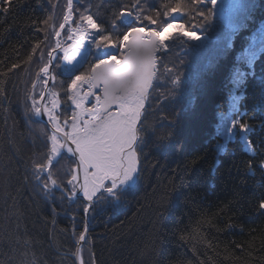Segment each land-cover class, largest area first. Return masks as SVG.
<instances>
[{"label":"trees","instance_id":"obj_1","mask_svg":"<svg viewBox=\"0 0 264 264\" xmlns=\"http://www.w3.org/2000/svg\"><path fill=\"white\" fill-rule=\"evenodd\" d=\"M213 1H80L114 40L133 27L162 32L176 22L213 37L178 38L159 56L139 125L135 184L121 189L119 203L95 204L85 228L83 199L61 201L59 190L46 198L33 177L50 133L25 92L42 64L57 0H0V264H77L81 233L85 264H264V54L255 62L243 56L264 24V0H239L227 24ZM56 76L69 115L62 65ZM240 92L253 154L239 133L224 150L219 145ZM64 160L52 170L67 186Z\"/></svg>","mask_w":264,"mask_h":264},{"label":"snow or ice","instance_id":"obj_2","mask_svg":"<svg viewBox=\"0 0 264 264\" xmlns=\"http://www.w3.org/2000/svg\"><path fill=\"white\" fill-rule=\"evenodd\" d=\"M68 8L65 22L71 19L72 0H68ZM179 8L178 4L173 11ZM82 19L86 20L87 27L70 29L68 40L73 43L65 47L57 41L55 48L47 53V63L40 68L46 85L49 79H55L50 72V65L58 59L56 51L63 53V70L70 79L66 89L67 100L73 106L70 115H65L61 123L60 115L56 113L60 101L55 92L49 93L50 107L37 102L34 96L31 99L34 114L47 116L52 128V134L48 136L50 148L33 161V177L46 198H51L59 190L62 194L61 201L68 199L75 202L81 198L82 193V198L87 201L83 207L86 228L88 214L93 206L109 197L113 202L119 203L121 186L138 172L137 154L133 147L136 122L152 79L154 54L170 38V30L183 29L184 25L169 23L162 32L133 27L128 34L123 35L122 40H114L112 36L103 34L92 16ZM147 19L155 23L151 17ZM64 26L61 24L60 28L63 29ZM76 32L80 35L74 36ZM56 35L59 36L60 33L57 32ZM183 35L197 38L194 32L185 31ZM86 36L89 39L86 40ZM93 47L106 51L96 52L95 62L91 63L89 57L93 55ZM43 58L41 54V60ZM85 63L89 65L88 70L77 74ZM55 66L60 67L59 64ZM40 96L43 100L45 90L41 91ZM90 97L94 98V102L91 106H86ZM114 105L118 111H112ZM239 127L242 131L247 130L244 123H239ZM62 153H68L78 161L76 169L67 170V174H70L67 186H62L52 170L53 162H58L57 157H61ZM260 208L264 209V203L260 204ZM79 240H86L83 233Z\"/></svg>","mask_w":264,"mask_h":264},{"label":"rangeland","instance_id":"obj_3","mask_svg":"<svg viewBox=\"0 0 264 264\" xmlns=\"http://www.w3.org/2000/svg\"><path fill=\"white\" fill-rule=\"evenodd\" d=\"M65 1H66V6L65 7H63L62 5L59 4V0H57V2H56V6H55L56 13H55L54 17L51 19V21L49 23L50 25L47 28L49 30V32H48V40H46V43H45L46 46H45V49H44V52H43V57L44 58L42 60V64L40 65V68L45 63H47V60H48L47 53L49 51H51L53 48H55L57 41H60L61 45L65 46V47L69 46V45H71L73 43V41L68 40V35H69V30L70 29L71 30H75V29H78V28H86L87 27L86 20L82 19V17L91 16L90 13L87 12V10L85 9L87 4L85 3L84 5H81L79 7L78 5H79L81 0H72L71 19L68 22H65L64 17L69 12L68 0H65ZM237 4H238L237 0H215L214 1L213 10H214V13L218 17H221L222 18L221 20L225 23V22H228V19H229V16H230V14H229L230 11H232V9L237 6ZM130 17H131L130 13H126V12L122 13V19H124L125 21H128V22L131 21L132 19ZM132 22H133V20L130 23L131 25H132ZM61 24L65 25L63 29L60 28ZM173 24L182 25L179 22H176V23H173ZM146 31H148V30L146 29ZM172 31L174 32V37L172 36L173 38H171L169 41L164 42V48L160 49L161 50L160 55L162 53H166L169 50L168 49L169 44L171 42L177 40L178 38H180V39L184 38V40H187V41L188 40H190V41L192 40V41H196L198 43L200 42V44H203L204 42L213 39V37H211V36L210 37L209 36L201 37V36H198L197 34H196L197 38H195V39L189 38V37L183 35V33L185 31L191 32L190 30H188L187 27H184L183 29L174 28V29H172ZM57 32L60 33L59 36L56 35ZM89 32H91V30H89ZM79 35H80L79 32H76L74 34V36H79ZM85 39L86 40L89 39V36H86ZM232 39H233V37H232ZM261 39L262 38H259V40H261ZM98 51H106V49H103V48L96 49L95 47L92 48V53H93L94 56H95L94 53H96ZM56 56L58 57V59L53 62V64H52L53 67L50 69V72L55 76V79L54 80L53 79H49V82L45 85L43 83V81L45 79V76H44L43 73L40 72V69H38L36 71L35 75L33 76V80L30 82L29 86L27 87V92H25V98L28 101L29 111H31V113L33 114V117H34L35 120L40 121L45 126L47 132H49L50 135L52 134V128H51L50 124L48 123L47 116H45V115L36 116L34 114V112H33V103H32V99L31 98L34 96L37 102H39L41 104H46V105H48L50 107L51 106L50 105L51 97H50L49 93L50 92H55L56 93V98L59 99V101H60V107L56 109V113L60 115L61 123L63 122V119H64V115H63V101H62V98L60 97V91H59L58 87H56V85L58 83V76H56V66H55V65L58 64V62H60V65H62V69H63V65H64V61L62 59L63 53L61 51H59V52L57 51ZM91 56L89 57V61L93 58ZM159 56H158V58H159ZM244 57H245V55H244ZM69 66L71 67V64ZM158 66H159V61H158ZM87 67H88V63H85L83 65V67L79 69V72L77 74H79L81 71L82 72L87 71L88 70ZM157 71H158V69H156V77H157V74H158ZM38 73H39V76H38ZM64 75L68 77V75L65 74V72H64ZM156 77L154 79V82H153L154 84L152 86V89H153V87L155 85ZM152 89H151V91H152ZM42 90H45V97H44L43 100H41V96H40V93H41ZM85 90H86V88H85ZM151 91H150V93H151ZM237 100H240V98H237ZM92 102H94V98L90 97L89 98V103L86 106H91ZM144 109H145V106L143 105L142 110H140V116H141V113L144 112ZM112 111H118V109L114 108V109H112ZM230 115H234V113L231 112ZM140 116L138 118V121L140 119ZM138 121H137V123H138ZM234 131H235V129H234ZM230 134H233V131ZM230 134H227L225 132V134H224L225 135V140L222 143L219 144V145L222 144V150H224L226 148V144L228 143V140H230V138L233 137V135H232V137H230L231 136ZM138 141H139V139H138ZM49 143H50V141H49ZM135 144L136 143H134V145H133L134 149H136V147L138 145V142H137L136 145ZM245 145H246L245 149L247 151L249 150L250 152H252V147L249 144V142H246ZM63 159H65L64 162L70 161V165L67 168V170L76 169L77 168V166H78L77 159L71 157V155L68 154V153H62L61 157H57L58 162L54 161L53 165L56 164V163H59ZM137 167H138V161H137ZM137 174H138V172H137ZM137 174L135 175L133 180L125 182V184L121 186V189L128 188V186L132 185L133 182L135 181V178H136ZM66 176H67L66 180L70 179V174H66ZM80 183H82V174L80 176ZM107 183L108 182L106 181V184ZM77 188L79 189V183L77 184ZM80 195L82 196V193H80ZM79 199H83V198L81 197ZM80 243H81V241L79 242V245H80ZM84 245L81 247V250H80L81 251V259H82L83 264H85V262H84V260L82 258V255H83L82 248L84 247ZM78 248H79V246H78Z\"/></svg>","mask_w":264,"mask_h":264},{"label":"water","instance_id":"obj_4","mask_svg":"<svg viewBox=\"0 0 264 264\" xmlns=\"http://www.w3.org/2000/svg\"><path fill=\"white\" fill-rule=\"evenodd\" d=\"M164 48V44L160 47V48H158V50L155 52V54H154V68H153V75H152V79H151V82H150V85H149V87H148V89H147V91H146V93H145V99L143 100L144 101V106L146 107L147 105V102H148V98H149V93H150V91H151V89H152V86H153V82H154V79H155V77H156V69H157V66H158V61H157V55L159 54V52H160V49H163ZM58 52L60 51V50H57ZM57 51H56V53H57ZM56 53H55V55H56ZM54 62V61H53ZM53 64V63H52ZM51 67H50V69L53 67L52 65H50ZM114 108H117V106H113V108L112 109H114ZM118 109V108H117ZM141 116H142V113H141ZM140 116V117H141ZM141 119H142V117H141ZM141 119H140V121H141ZM140 121H139V123H140ZM136 134L138 135V128H137V132H136ZM80 197H82L81 195H80ZM87 202V201H86ZM93 209V208H92ZM91 209V210H92ZM90 210V211H91ZM85 237H87V233L85 234ZM86 243V240L85 241H81V243H80V245H79V253H77V257H76V263H78V264H83V262H82V259H81V247L84 245Z\"/></svg>","mask_w":264,"mask_h":264},{"label":"bare ground","instance_id":"obj_5","mask_svg":"<svg viewBox=\"0 0 264 264\" xmlns=\"http://www.w3.org/2000/svg\"><path fill=\"white\" fill-rule=\"evenodd\" d=\"M172 36L174 37V32H173L172 30H170V38H169V39H166L165 42H166V41H169L171 38H173ZM143 104H144V103H143ZM142 108H143V107H142ZM142 108H141L140 110H142ZM137 121H138V120H137ZM136 124H137V122H136ZM135 141H136V140H135ZM134 143H135V142H134ZM134 177H135V175H134ZM134 177L131 178L130 180H133ZM130 180H128V181H130ZM128 181H127V182H128Z\"/></svg>","mask_w":264,"mask_h":264}]
</instances>
